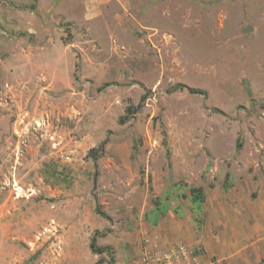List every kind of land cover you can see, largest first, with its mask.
Masks as SVG:
<instances>
[{
  "label": "rangeland",
  "instance_id": "1",
  "mask_svg": "<svg viewBox=\"0 0 264 264\" xmlns=\"http://www.w3.org/2000/svg\"><path fill=\"white\" fill-rule=\"evenodd\" d=\"M147 256L264 264V0H0V264Z\"/></svg>",
  "mask_w": 264,
  "mask_h": 264
},
{
  "label": "trees",
  "instance_id": "2",
  "mask_svg": "<svg viewBox=\"0 0 264 264\" xmlns=\"http://www.w3.org/2000/svg\"><path fill=\"white\" fill-rule=\"evenodd\" d=\"M33 5V4H32ZM173 89L175 90H182V89H186L188 92L190 93H195V94H201V95H205V91L200 89V88H192V87H187L181 83H177L173 86ZM248 92L250 93V91L248 90ZM143 98V97H142ZM136 108L133 107H128L126 108V111H130L131 112H135ZM119 122H121V119H119ZM104 144H105V140H102L101 143L96 147V148H91L88 152V155L92 158V160H96L98 157H100L103 153V149H104ZM229 176V173H226L225 175V181L223 183V187L227 188L229 184H227V177ZM189 200L191 203L195 204L197 209L200 208V205L204 202L205 200V193L202 189V187L200 186H191L189 187ZM161 213L164 214L165 211H163L162 209H160ZM95 212L100 214L98 209L95 208ZM102 215V214H101ZM98 232L95 231L93 233V235L90 238L89 241V249L91 250L92 253L95 254H109L111 253V249L105 246H99L96 244V234ZM113 259V258H112Z\"/></svg>",
  "mask_w": 264,
  "mask_h": 264
},
{
  "label": "crops",
  "instance_id": "3",
  "mask_svg": "<svg viewBox=\"0 0 264 264\" xmlns=\"http://www.w3.org/2000/svg\"><path fill=\"white\" fill-rule=\"evenodd\" d=\"M177 227H178V222H175L174 225L171 226V228L174 229V231L177 229ZM166 232L162 233V235H163V237L168 238L169 236L167 235ZM177 232H178V230L175 231V233L172 236H170V239L174 240V238H173L174 235H176V237H179ZM219 264H221V263H219Z\"/></svg>",
  "mask_w": 264,
  "mask_h": 264
},
{
  "label": "built area",
  "instance_id": "4",
  "mask_svg": "<svg viewBox=\"0 0 264 264\" xmlns=\"http://www.w3.org/2000/svg\"><path fill=\"white\" fill-rule=\"evenodd\" d=\"M147 257H148V256H147ZM149 262H150V258L148 257V258L144 259L143 264H148Z\"/></svg>",
  "mask_w": 264,
  "mask_h": 264
}]
</instances>
